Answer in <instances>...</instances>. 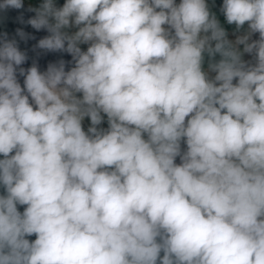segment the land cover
Wrapping results in <instances>:
<instances>
[{
	"label": "clouds",
	"instance_id": "9594fccd",
	"mask_svg": "<svg viewBox=\"0 0 264 264\" xmlns=\"http://www.w3.org/2000/svg\"><path fill=\"white\" fill-rule=\"evenodd\" d=\"M214 5L40 0L67 70L0 38V264H264V0Z\"/></svg>",
	"mask_w": 264,
	"mask_h": 264
},
{
	"label": "water",
	"instance_id": "95a60500",
	"mask_svg": "<svg viewBox=\"0 0 264 264\" xmlns=\"http://www.w3.org/2000/svg\"><path fill=\"white\" fill-rule=\"evenodd\" d=\"M32 8L23 0V7L21 9L8 8L6 10H0V38H3L6 34L7 39L16 40L18 47L21 51L27 54L26 62L21 65L25 69L31 67L35 63L40 71H45L50 63H58L60 60H64L66 63V70L70 68L72 57L68 53L63 52H46L36 47L38 41L45 36L49 35L46 30H35L27 23V21L35 15V12L29 11ZM22 30L26 34V38L22 39L17 35V30ZM24 77L19 76L18 81L23 87ZM102 125H100L101 127ZM3 157L0 156V159ZM5 194L4 189L0 186V195ZM25 206H19L18 210L23 212ZM36 237L33 235L28 237L29 240H34ZM162 255V254H161Z\"/></svg>",
	"mask_w": 264,
	"mask_h": 264
},
{
	"label": "rangeland",
	"instance_id": "374dc122",
	"mask_svg": "<svg viewBox=\"0 0 264 264\" xmlns=\"http://www.w3.org/2000/svg\"><path fill=\"white\" fill-rule=\"evenodd\" d=\"M26 3L31 6L32 8L38 7L40 0H26ZM57 6H62L64 3V0H56ZM222 5V0H215V5L213 7V11H215L219 17V19L221 20V22L224 24L225 28H229V29H233L232 26H229L226 24V22L222 21L223 15L219 13V8ZM82 46V45H81ZM84 46V45H83ZM83 48H87V45L84 46ZM84 126L85 129H87V127L89 126V121L86 119L84 122ZM100 127V126H99ZM103 128H107L104 123L102 124Z\"/></svg>",
	"mask_w": 264,
	"mask_h": 264
},
{
	"label": "crops",
	"instance_id": "0c3cea01",
	"mask_svg": "<svg viewBox=\"0 0 264 264\" xmlns=\"http://www.w3.org/2000/svg\"><path fill=\"white\" fill-rule=\"evenodd\" d=\"M222 21H224V18H222ZM226 29L229 31L230 38H233L232 35H231L233 29H229V28H226ZM256 38H258V34L253 36V39H256ZM84 46H86V45H84ZM84 46L83 45L81 46L82 47V50H86V48H83ZM243 59L245 61H251L252 60V56L249 55V54H245L244 57H243ZM104 125L107 127V120H106V118H105V121H104ZM185 147L186 146L182 144V149H184ZM176 162L177 163L180 162L179 158H177V161Z\"/></svg>",
	"mask_w": 264,
	"mask_h": 264
}]
</instances>
